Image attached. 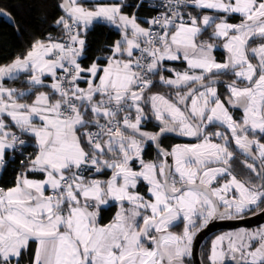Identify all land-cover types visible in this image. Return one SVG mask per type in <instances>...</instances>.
I'll list each match as a JSON object with an SVG mask.
<instances>
[{"label": "snow or ice", "instance_id": "6c2138e0", "mask_svg": "<svg viewBox=\"0 0 264 264\" xmlns=\"http://www.w3.org/2000/svg\"><path fill=\"white\" fill-rule=\"evenodd\" d=\"M189 5L214 14L180 10ZM57 7L62 14L50 27L58 35L34 37L20 56L0 65V167L7 150L27 143L14 129L33 137L38 149L21 161L14 185L0 187V264H184L197 220L206 225L217 215L264 211V0H119L94 7L58 0ZM143 8L156 14L141 15ZM233 14L239 23L229 22ZM2 16L15 24L0 10ZM100 22L115 26L120 38L92 59L87 37ZM208 29L209 39H200ZM214 41L228 54L223 62L213 55L220 46ZM181 59L183 72L165 67ZM229 73L235 79L225 84L222 100L215 85ZM21 74L27 92L2 83ZM157 83L188 90L171 100L152 91ZM37 86L51 91L36 93ZM27 93L34 99L21 102ZM226 105L241 109L242 118L234 119ZM146 106L159 131L143 130ZM213 125L227 131H209ZM166 133L198 142L168 150L161 147ZM148 142L156 160L144 158ZM233 144L259 160V171L243 163L260 183L234 174ZM105 169L111 170L106 180L84 175ZM33 172L43 178H29ZM141 181L150 198L137 190ZM110 201L119 209L101 225ZM181 219L183 231H171ZM208 260L264 264V228L217 236Z\"/></svg>", "mask_w": 264, "mask_h": 264}, {"label": "trees", "instance_id": "16d2710c", "mask_svg": "<svg viewBox=\"0 0 264 264\" xmlns=\"http://www.w3.org/2000/svg\"><path fill=\"white\" fill-rule=\"evenodd\" d=\"M86 2L87 1L84 0V3ZM125 2L135 3V0H126ZM57 3L58 0H0V10L7 12L15 21V24H13V21L9 20L7 16L0 17V65L9 64L17 56H20L28 47L29 41L34 37L41 36L46 32H52L53 35H58V30L50 27V22L52 18L62 14L61 10L57 7ZM92 3L94 2L88 1V5L93 7L94 5ZM132 10L134 9H128V11ZM183 12H190L193 15H197L198 13L214 14L212 11L197 9L195 7L183 8ZM152 14L153 12L149 9V15ZM45 18H47V22ZM239 21L240 17L238 14H233V16L229 17V22L239 23ZM17 28L20 29L19 32H17ZM210 32L211 29H208V32L202 34L200 39L208 40V33ZM119 37V31L115 28V26H112L106 22L94 23L93 26H91L87 37L89 45L88 55L92 59H95L97 55L101 54L99 50L103 47V45L110 44L113 41L119 39ZM214 42H216L218 45L222 43V41ZM226 55L227 53L219 47L214 50V56L216 57L217 61L223 62L222 60H224ZM89 63H91V59L84 61L85 65ZM169 65L176 69L182 68L184 66V64L181 62H171L169 63ZM219 78L220 81H223V83L218 82L216 86L218 93L221 96V99L224 100L226 95L228 94L225 84L235 79V77L231 73H229L227 75H220ZM26 80V74H21L16 79L6 78L2 81V83L7 87H15L19 90H25L29 88V85L26 83ZM237 83L241 82L237 81ZM188 87L197 86L196 84H189ZM43 89L46 90L47 88L37 86L33 91L39 92ZM187 90V87H180L179 89H176L170 86L157 83V86L152 91L165 95L171 100H175V94L177 91L183 94ZM33 97L34 95H32V93H28L23 100L31 101ZM232 110L233 112H236L234 109ZM157 123L158 122L154 119V117L151 116L145 122V127L156 132L159 130ZM209 127L212 129H216L220 127V125H213V127ZM25 137L27 141L24 146L25 150H33L32 137L26 135ZM187 140L188 139H184L181 136L176 135L175 133L166 134L161 137V147L170 150L172 146L176 143L184 142ZM262 141L264 142V139H262ZM154 154L158 155L157 150L154 147V144L148 142L144 158L146 160H155L153 156ZM6 156H11V153H7ZM20 156V153L14 152L12 159H10V161L7 162L3 167L0 177V184L3 186V188H8L15 183V179L19 174L20 170L22 169V165L18 167L15 166ZM96 175L101 177L103 180H106L110 176V172L109 170L105 169L103 172L97 173ZM141 183L142 184L140 185V187L142 188V191L146 193V186L143 182ZM115 212L116 203L114 202L110 203L106 208H102L99 218L100 223H106L108 221H111L115 215ZM248 212H246V214ZM182 225L183 220H180L178 223L173 225L171 230L180 233L182 231ZM32 247L34 248V244L32 245ZM209 247L210 246L208 245V250Z\"/></svg>", "mask_w": 264, "mask_h": 264}, {"label": "flooded vegetation", "instance_id": "af4514ba", "mask_svg": "<svg viewBox=\"0 0 264 264\" xmlns=\"http://www.w3.org/2000/svg\"><path fill=\"white\" fill-rule=\"evenodd\" d=\"M233 109L236 111V112H233V110H232L233 118L236 119V120H240V118H241L240 109L239 108H233ZM221 127L222 126H220V128ZM257 137L259 138V134H257ZM231 150H233L235 152V156H236V158L233 160L232 164H233L234 174L237 175V178L241 179V180H249L250 179L251 182L255 183V184L260 183V178L257 177L255 173L251 172L248 168H246L244 163H243L247 159V162L248 163H254L257 166V170L259 171V164H260L259 160H255L254 161L250 157L246 158L242 153H240V151H238L235 148L234 145L231 146ZM258 211H260V208H256L254 211L248 212L245 216L254 214V213L258 212ZM215 218L216 219H221V218H219V215H217L216 217L211 218V219H215ZM222 219H226V218H222ZM204 226L205 225H201V223L198 222V230H197V232ZM223 230H228V229H220V230H217L215 232H212L211 234L206 236L201 241L199 249H198V255H199V259H200L201 264H209L208 256H209V253H210V247H209V250L207 249V247H208V245L210 246L213 238L218 233H221ZM193 240H194V238H193ZM192 244H193V241H192ZM192 244H191V250H192ZM184 264H193L191 254L184 258ZM227 264H232V262L228 261Z\"/></svg>", "mask_w": 264, "mask_h": 264}, {"label": "water", "instance_id": "95a60500", "mask_svg": "<svg viewBox=\"0 0 264 264\" xmlns=\"http://www.w3.org/2000/svg\"><path fill=\"white\" fill-rule=\"evenodd\" d=\"M166 134H173V133H166ZM182 138L189 139L188 137H182ZM263 222H264V211L261 210L254 214L243 216L241 218L210 219L209 222L204 227H202L194 236L192 250H191L193 264H201L198 255V249L200 243L206 236H208L212 232H215L220 229H234L237 227H253L260 225Z\"/></svg>", "mask_w": 264, "mask_h": 264}, {"label": "crops", "instance_id": "0c3cea01", "mask_svg": "<svg viewBox=\"0 0 264 264\" xmlns=\"http://www.w3.org/2000/svg\"><path fill=\"white\" fill-rule=\"evenodd\" d=\"M85 1H87L86 3H88V1H90V0H85ZM98 1H101V0H98ZM104 3H114V2H119V0H102ZM126 1V0H125ZM92 2V1H91ZM203 10H208V9H203ZM209 11H212L213 12V10H209ZM140 14L141 15H148V16H150L149 15V9L148 8H143V9H141V11H140ZM206 14H209V15H212V14H210V13H206ZM230 23H232V22H230ZM120 38V37H119ZM217 48H215L214 50H216ZM213 50V51H214ZM214 55V54H213ZM171 62H181V63H183L184 64V66L182 67V68H175L177 71H180V72H183L186 68H187V63L185 62V61H183V59H181V60H178V61H165V67H171V65H169V63H171ZM218 62H221V61H218ZM171 68H173V67H171ZM197 71V74H198V72H199V70H196ZM165 76H171L172 74L171 73H165L164 74ZM158 79V78H157ZM51 82V79H50V77H46L45 78V83L47 84V83H50ZM5 86V85H4ZM86 85H84L82 82H81V87H85ZM6 88H15V87H7V86H5ZM41 87H43V86H41ZM181 87H184V86H181ZM43 88H46V87H43ZM16 89V88H15ZM28 89V88H27ZM27 89H25V90H21V91H26L27 92ZM19 90V89H18ZM40 91H45V92H50L51 90L50 89H46V90H40ZM39 91V92H40ZM36 93H38V92H36ZM28 94V93H27ZM167 97V96H166ZM168 98V97H167ZM32 99H34V97L32 98ZM169 99V98H168ZM32 101V100H31ZM31 101H25V100H22L21 102H28V103H31ZM146 112L148 113V117L150 118L152 115H151V112H150V106H146ZM153 117V116H152ZM148 118V119H149ZM38 122V121H37ZM157 126L160 128V123H157ZM142 128H143V130H146V131H150V132H155V131H153V130H151V129H149V128H147V127H145V122L143 123V125H142ZM14 131H19L18 129H14ZM26 136H28V135H26ZM30 137V136H29ZM32 143H33V156L36 154V152L38 151V149H37V146H36V144H35V140H34V138L32 137ZM147 146V145H146ZM12 152V150H7L6 151V155H7V153H11ZM5 155V160H6V156ZM32 156V157H33ZM154 156V158H155V160L157 159V157H158V155H156V154H154L153 155ZM4 166H5V164H4ZM3 166V167H4ZM3 167H0V172L2 171V169H3ZM135 167H139V165L137 164V165H135ZM22 170V169H21ZM20 170V171H21ZM107 170H109V169H107ZM109 172H110V176H111V170H109ZM20 173V172H19ZM97 173L93 170L90 174H86V177L87 178H89V179H91V178H98V179H101V180H103L101 177H99L98 175H96ZM28 175H29V178H31V179H42L43 178V174L42 173H38V172H33V173H28ZM109 176V177H110ZM108 177V178H109ZM142 182V181H141ZM144 183V182H143ZM142 183H140V184H138V187H137V190L142 194V195H145L146 196V198H150V195L149 194H147V184L146 183H144L145 184V186H146V193H144L143 191H142V188L140 187V185H141ZM14 185V184H13ZM13 185H11L10 187H12ZM9 188V187H8ZM6 189V188H5ZM50 191V190H49ZM116 203V212L118 211V209H119V205H118V203L117 202H115V201H110L109 202V204L110 203ZM128 205L127 204H125V207H127ZM107 206H102V208H106ZM91 210V209H90ZM115 212V213H116ZM180 221V220H179ZM178 221V222H179ZM110 221H108V222H106V223H100L101 225H103V224H107V223H109ZM171 230V229H170ZM172 231V230H171ZM173 232H175V231H173ZM182 232V231H181ZM34 247H35V245H34ZM34 249V248H33Z\"/></svg>", "mask_w": 264, "mask_h": 264}, {"label": "rangeland", "instance_id": "374dc122", "mask_svg": "<svg viewBox=\"0 0 264 264\" xmlns=\"http://www.w3.org/2000/svg\"><path fill=\"white\" fill-rule=\"evenodd\" d=\"M90 1H93L94 3H92L94 6H96V5H98V4H101V3H104L102 0L101 1H98V0H90ZM85 6H88V7H92V6H89L88 5V3H85ZM93 6V7H94ZM260 41L259 40H257L256 41V43L258 44ZM252 46H256L255 44H253ZM219 48H221L222 50H224L223 49V47H222V43L220 44V46H218ZM225 52H226V50H224ZM227 53V52H226ZM213 54H214V51H213ZM228 55V54H227ZM227 55H226V57L224 58V60H222V61H225L226 59H227ZM253 62H255V61H253ZM219 80H220V78H219ZM228 83V82H227ZM246 83V82H245ZM197 87H199L198 85H196ZM216 86V85H215ZM241 86H243V84L241 85ZM217 87V86H216ZM182 94V93H181ZM228 95V94H227ZM227 95H226V97H227ZM225 97V98H226ZM227 107H229V111L232 113V109H233V107H231V106H228V105H226ZM240 111H241V118H242V115H243V112H242V110L240 109ZM240 118V119H241ZM158 122V121H157ZM159 123V122H158ZM213 127V126H212ZM209 131H227L225 128H223V127H218V128H216V129H212V128H209L208 129ZM189 139L187 140V141H184V142H180V143H176V144H185V143H188V144H191V143H197L198 141H197V138H195V137H188ZM258 138V137H257ZM230 139H231V137H230ZM217 142H219V140H218V138H217ZM261 142H263L262 140H261ZM175 144V145H176ZM234 145V144H233ZM174 146V145H173ZM172 146V147H173ZM235 146V145H234ZM236 148V147H235ZM238 150V149H237ZM239 151V150H238ZM169 163H171V159H169ZM143 182V181H142ZM144 183H146V182H144ZM231 195V194H230ZM224 211V209L223 208H221L220 209V212H223ZM249 212H251V211H249ZM246 215V213H244L243 215H242V217L243 216H245ZM219 218H221L220 216H219ZM224 218H228V217H224ZM241 218V217H240ZM222 219V218H221ZM182 220V219H181ZM179 221V220H178ZM178 221H176L175 222V224L176 223H178ZM98 222H100L99 220H98ZM198 222H200L199 220H197V225H196V227H197V229H198ZM183 228H184V222H183V225H182V231H183ZM259 228H264V222L262 223V224H260V225H257V226H253V227H237V228H234V229H228V230H223L221 233H218L214 238H213V240H212V242L216 239V237L217 236H220V235H222V234H225V233H235V232H238V231H240V230H249V231H252V230H256V229H259ZM196 232H197V230L195 231V235H196ZM177 233V232H176ZM194 238V237H193ZM212 242H211V244H210V249H211V246H212Z\"/></svg>", "mask_w": 264, "mask_h": 264}, {"label": "built area", "instance_id": "2783aa9c", "mask_svg": "<svg viewBox=\"0 0 264 264\" xmlns=\"http://www.w3.org/2000/svg\"><path fill=\"white\" fill-rule=\"evenodd\" d=\"M156 2H159V0H156ZM187 7H194V6L189 5V6H187ZM187 7H182L180 10L183 12V8H187ZM155 14H156V13L153 12L152 15H155ZM185 18H187V16H185ZM16 133H17L18 136H20L21 139L26 140L25 135H21L19 131H17ZM24 146H25V145H24ZM24 146H23V147H18L16 150H12V152H11V156H9V157L6 158V160H5V164H6L7 162H9L10 159H12V156H13L14 152H15V153H20V154H21V156L18 158L17 164L15 165V166H17V167L21 165V161H26V158H28V157H32V156H33V153H34L33 150H25ZM12 165H13V163H12ZM88 173H89V172H84V175L86 176V174H88ZM0 177H1V172H0ZM0 187H3V186L0 184ZM47 194H50V191H49V193H47Z\"/></svg>", "mask_w": 264, "mask_h": 264}]
</instances>
